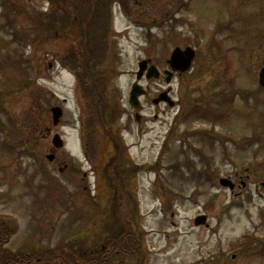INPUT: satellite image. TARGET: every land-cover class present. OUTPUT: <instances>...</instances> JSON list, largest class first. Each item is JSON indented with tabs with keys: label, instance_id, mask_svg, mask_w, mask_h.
Returning <instances> with one entry per match:
<instances>
[{
	"label": "rangeland",
	"instance_id": "rangeland-1",
	"mask_svg": "<svg viewBox=\"0 0 264 264\" xmlns=\"http://www.w3.org/2000/svg\"><path fill=\"white\" fill-rule=\"evenodd\" d=\"M92 7L0 0V217L11 225L3 253L38 260L71 249L76 238L97 249L101 229L128 219L146 254L191 256L188 246L202 234L223 257L217 264H264V0H113L84 30ZM83 42L96 47L91 62L107 111L119 115L106 125L98 95L84 87ZM176 47L197 54L191 71L168 85L163 71ZM147 59L162 76L142 79L149 95L139 120L128 98ZM166 90L175 107H156L152 100ZM207 91L226 101L212 103L213 117L181 116V100ZM57 106L64 115L54 125ZM208 127L215 138L191 134ZM55 134L64 143L57 149ZM229 177L234 191L219 183ZM200 215L209 227L194 226Z\"/></svg>",
	"mask_w": 264,
	"mask_h": 264
},
{
	"label": "trees",
	"instance_id": "trees-1",
	"mask_svg": "<svg viewBox=\"0 0 264 264\" xmlns=\"http://www.w3.org/2000/svg\"><path fill=\"white\" fill-rule=\"evenodd\" d=\"M107 2V0H97L96 7L101 8L102 6ZM101 3V4H100ZM85 45V54H84V60L82 62V69L84 73V77L89 79L91 83V89H93V92H95L98 96L97 99L100 103L101 107V122L103 124H107L110 121L113 120L115 116L118 117V114L115 112L116 109H112L111 111H107V107L110 106V104L106 100V91L105 86L103 87V77L97 76V74L94 71V63L92 64L91 60L93 59V55L95 54V49L90 48L92 46L91 44ZM214 76V75H212ZM211 77V76H210ZM90 86V85H89ZM89 89V88H88ZM202 93L200 95V99L197 97H190L186 100H181V104L184 106V112L181 113V116L186 115V110H190L192 115L201 116L202 119L208 120L210 116L214 114V103L220 101L223 103L225 99L223 100L220 97V94H213L212 92H199ZM198 96V95H197ZM216 112V111H215ZM191 133L194 136L199 137L200 139H210L212 137V131L207 129H198V130H192ZM186 131L183 134V138L186 139ZM110 136L113 137V134L110 132ZM118 150V149H117ZM134 169L129 170H121L120 172L125 174L126 172H133ZM116 190V189H115ZM114 195V194H113ZM120 201L121 207H125L127 205L124 195H120ZM114 201L116 202V197L114 196ZM118 201V200H117ZM118 204V203H117ZM116 204V206H117ZM116 230H114L111 227H104L99 231L98 234V240L105 239V249L103 250H97L88 248L87 242L84 239H77L71 249H66L64 252V249L60 254L53 255L56 253L47 255V258L45 255L39 256L40 259L36 260L33 256L29 257L28 255H8L3 253V245L5 242L8 241V238L11 234V225L7 221L3 220V218L0 217V264H52L51 260L54 261V263L58 264H112L114 260V252L117 249V234ZM86 239V238H85ZM79 244H78V243ZM99 242V241H98ZM79 247L80 249H77L76 247ZM51 252V250H48L47 253ZM46 253V254H47Z\"/></svg>",
	"mask_w": 264,
	"mask_h": 264
},
{
	"label": "flooded vegetation",
	"instance_id": "flooded-vegetation-1",
	"mask_svg": "<svg viewBox=\"0 0 264 264\" xmlns=\"http://www.w3.org/2000/svg\"><path fill=\"white\" fill-rule=\"evenodd\" d=\"M147 90L148 93H146V95L143 96V99L147 98L149 95V88H147ZM160 104H165V103L162 102ZM144 109L145 106L143 105L139 113L144 111ZM132 110L135 112V118L137 119L136 116L137 111H135L134 109ZM139 118H140L139 120H141L142 116H140ZM102 221L103 220H99V223H102ZM133 222L134 220L127 219L122 226H119V224H117V227L113 228L114 230L117 231L116 232L117 249L114 252L113 264H135V262L137 261V257L140 258L138 264H152L154 259H160L162 256H165V260L172 259L173 257L176 256L175 259L169 261L170 264H217V263H221L223 260V257H218V259L216 258L215 244L214 246H212L211 243L209 242V238L206 239L202 234H200V236L195 240L193 244H189L187 252L192 253L191 256H188L187 254L182 255L183 254L182 249L181 251L179 250L177 252H172L170 249H168L154 253H149L147 250V254H146V251L141 249L139 234L135 230ZM204 224L205 225H203V227L204 226L209 227L207 220L204 221ZM194 226H195V220H194ZM199 227L201 226H198V228ZM208 236L212 237L214 235L211 232L208 234ZM152 245L155 246L154 243H152ZM105 247H106L105 244H102V242L101 244H99L98 242L97 250H103L105 249ZM177 253L181 254V257H178Z\"/></svg>",
	"mask_w": 264,
	"mask_h": 264
},
{
	"label": "water",
	"instance_id": "water-1",
	"mask_svg": "<svg viewBox=\"0 0 264 264\" xmlns=\"http://www.w3.org/2000/svg\"><path fill=\"white\" fill-rule=\"evenodd\" d=\"M195 58V51L192 48H187V49H181L179 47L175 48L171 54L170 59L168 60L169 65L171 66L172 71H166L165 73L167 74L166 81L169 83L173 77V72H179V73H185L190 70L192 63ZM148 60H144L139 64V71L137 73V79H141L142 76L144 75L145 71L147 70V78H159L160 72L157 69L155 65H152L148 68ZM259 83L260 85L264 88V66L261 68L259 72ZM146 93L145 89L139 85L138 83H135L132 87V90L130 92V99L129 103L134 106L135 108L139 109L141 107L140 105V100L139 97L144 95ZM168 91L162 93L159 98L154 100V103H159L160 101H168L170 103V106H174V102L170 99L167 98ZM53 112V117H54V124H58L60 121V118L63 114V111L60 107H54L52 109ZM53 144L57 147L60 148L63 145V140L61 137L56 134L53 138ZM49 160L54 159V155H49L48 156ZM220 184L223 185L224 187H230L231 189L234 188V184L230 179L227 178H222L220 179ZM197 220H205L204 217H199ZM197 224H200V221L196 222Z\"/></svg>",
	"mask_w": 264,
	"mask_h": 264
}]
</instances>
